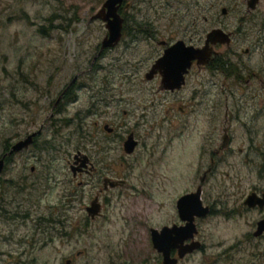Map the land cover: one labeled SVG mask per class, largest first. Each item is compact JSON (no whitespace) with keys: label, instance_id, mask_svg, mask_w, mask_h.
I'll return each mask as SVG.
<instances>
[{"label":"rangeland","instance_id":"374dc122","mask_svg":"<svg viewBox=\"0 0 264 264\" xmlns=\"http://www.w3.org/2000/svg\"><path fill=\"white\" fill-rule=\"evenodd\" d=\"M103 1L0 0V264H139L150 257L154 248L148 226L176 219V197L186 190L195 191L200 182V163L207 153L200 152L202 134L198 133L210 131L207 123L208 129L203 125L205 114L200 107L209 105L211 116H223L225 99L230 107H238L235 87L222 89L217 82H211L204 93L206 100L195 101V111L185 116L178 109L181 98L173 100L168 94L167 99H160L162 93L155 91V82L143 77L155 57L154 50L147 49L143 40L131 41L124 30L116 43L102 46L105 22L91 16ZM132 1L140 5L136 19L150 21L151 29L161 38L185 28L197 32L218 24L233 30L243 0ZM259 4L264 10V0ZM223 6L227 7L225 14ZM128 63H135L133 69L138 70L130 81L125 77L131 69ZM73 81L76 99L56 110V93ZM88 83L120 86L116 94L125 89L126 98L116 100L114 107L110 104L104 116L117 119L126 109L128 129L138 120L141 107L137 103L156 104L155 112L140 121L137 130L144 142L151 141L152 134H162L157 151L162 154L159 163L165 178L161 186L148 187L152 195L148 197L141 193V186H131L140 184V179L130 178V173L132 183L128 186L101 191L100 195L109 196L104 214L86 221L83 206L102 184L93 183L87 175L78 183L67 160L75 153L81 131L76 113L86 114L87 129L97 118L85 111L92 105L93 90ZM248 115L239 109L241 121ZM259 116L256 130L251 131L259 155L248 154L255 165L242 161L251 142L243 124L237 123L233 148L226 156L230 163L221 164L202 187V199L212 207L196 218L195 238L201 244L179 264H264V250H259V260L252 255L257 243L264 244V238L252 234L264 207L251 208L244 202L254 188L258 195L264 192V112ZM32 133L27 146L8 152ZM4 141L9 143L7 149H3ZM138 153L143 163L148 155L144 149ZM123 154L121 147L115 152L118 175L125 173L120 164L129 163L120 157ZM8 156L11 159L6 161ZM61 197L62 236L58 218ZM67 200L70 206L65 204Z\"/></svg>","mask_w":264,"mask_h":264},{"label":"flooded vegetation","instance_id":"af4514ba","mask_svg":"<svg viewBox=\"0 0 264 264\" xmlns=\"http://www.w3.org/2000/svg\"><path fill=\"white\" fill-rule=\"evenodd\" d=\"M248 1L249 0H243L242 3L238 5L237 8L239 11H237L236 14L233 30H228L218 24L212 25L210 28L198 30L197 32H194V30L188 32L185 28L173 35L161 38L155 35L157 31L153 32L151 29L150 21H140L136 19L137 12L140 10V5L138 6L132 0H124L117 10L123 18L122 34L123 30L127 31L131 41H136V39L143 40L148 46L147 49L154 50L152 55L155 54V57L150 65L144 69L143 77L155 82V91L162 93L160 99H167L168 94L169 96L171 95L173 100H179L181 98L182 102L178 105V109L183 116L187 115L189 112L193 113L195 111V101L201 102L206 100V95H204V93L207 89H210L211 82L212 84L217 82L222 86V89L226 86L228 88L235 87L238 92L239 100H235L238 107H230L225 99L223 102V116L217 114L214 116L208 115L210 110L209 105L200 107L202 113L205 114L202 116L203 120H205L203 125L207 123L210 130L208 132L198 133L202 134L201 138H199L200 152L202 155L207 153V157L200 163L199 170L202 171V174L199 179L200 182L195 188V190L198 187L200 188V196L203 193L202 187L206 184L207 179L216 173V170L221 164L230 163L226 156L233 148L231 142L232 139H234V129L237 123L243 124V128L245 129L244 134L251 142L249 147L246 148L248 152L247 157L242 161L255 165L254 159L250 158L248 154L251 152L255 155H259L257 143L254 141V132L251 131L256 130V123L260 119L259 115L264 112L263 110L260 111V109H264V10L259 9L260 0H256L253 7L249 5ZM222 8L226 9V13L227 7L223 6ZM225 13L222 12V14ZM216 27L222 28L229 34V42H216L214 44L208 42V45L210 47L212 46L213 50L208 60L204 63L199 62L197 58H189V51L194 52L193 49L195 47L200 48L205 46L207 33ZM174 44H178L176 52L181 56V59L180 62L177 60L174 63L176 67V76L172 82L173 86H170L165 82L162 66L158 65L152 70V65L164 54L166 49ZM139 61L140 60H138V62ZM128 64L131 69L128 67L129 71H126L127 75L125 77L130 81V79H135L134 76H136L138 70L133 69L135 63H133V65L131 63ZM149 74L151 75L150 78L147 77ZM117 87L120 86L105 84L94 87L91 83L89 84V88L93 90L91 93L92 105L85 111L87 114L95 113L97 117L92 121L90 129H87L88 123L86 119L84 120L86 114L80 115V111L76 113L81 131L78 134L79 139L74 151L75 153L73 152V157L67 160L68 166L72 170V175L75 176L74 178H77L78 183L84 182L85 180L83 178L87 175L92 178L93 183L99 182L102 184V188L96 192L88 204L83 206L86 210V221H88L89 218L92 220L100 218L104 214L103 210L106 204H108L109 196L100 195L101 191L103 189L107 190L120 186H128L131 182L128 179L130 173V178L140 179V184L134 183L131 186L134 188L141 186V193L148 197H152L151 192L147 191L148 187L152 185L156 187L161 186L165 178L159 163L162 154L157 151L158 146L162 144V134L160 132L152 134L153 137L151 141L147 140V142H144L137 130L140 121H146L149 117L148 114L155 112L156 104L153 101L145 103L147 105L137 103V105L141 107L137 116L138 120L134 123V126L132 124V127L128 129L125 120V115L127 114L126 109L122 111L123 117H118L117 119L115 117L104 116L110 104L114 107L116 100L120 101L122 98H126L125 94L122 92L125 89H119V94L115 93ZM228 92L231 93L229 90ZM163 93L166 94L163 95ZM56 94L55 108L57 110L59 107V109L62 110L60 104L63 105L68 101L76 99L75 82L73 81L72 84L64 86ZM130 97L133 98L132 94ZM102 103L105 105V108L101 109ZM214 103L216 102L214 101ZM251 108H256V111H247V109ZM239 109L240 113L243 110V112L249 114L246 118L247 120L241 121L243 118L239 116ZM101 114L102 116L99 120L98 116ZM164 119L165 117L162 118V120ZM219 121H221L222 125H218ZM157 122L158 120H155L154 124ZM205 127L207 128V126ZM215 130L219 131L217 132ZM180 134L184 133L182 132ZM129 138H131L130 140L133 142L131 150H129V143H126V140ZM120 147L124 151V154L120 157L125 161L129 160V163L125 162L120 164L122 168H124L125 173L118 175L115 173V152L119 150ZM139 149H144L145 153L148 155V158L144 159L143 163L140 162V153L137 154V150ZM238 150L242 151L243 149L242 147H238ZM262 156H264V152ZM153 157L154 159H152ZM186 162H188V159ZM262 164L263 163H261V165ZM190 191L194 190H186L176 197L174 204L176 219L161 224H151L148 226L149 232L152 227L160 229L164 225L170 226L174 223L182 224L184 221L181 220L179 216L177 199L184 193ZM252 191L257 192V189L254 188L250 192ZM260 195H263L264 200L263 191L260 192ZM70 200H67L65 204L70 206ZM92 202L97 204V211L94 214L90 213L88 210ZM202 202L208 205L211 211L212 206L205 203L203 199ZM255 207L257 209H263L264 202L263 205L256 203L251 206V208ZM159 208L161 209V204ZM64 211H69L65 205ZM58 214L60 225L59 234L62 236V197L59 203ZM26 216L27 214L24 215V217ZM196 218L198 217H195V222ZM262 218H264V213L261 212L255 221V230L252 232L256 239L264 238V230L258 234L255 233L258 222ZM189 241L190 239L185 240V242ZM260 246H262L263 249H261ZM255 247L256 249L252 255L253 257L255 256L256 260H259L260 256L258 252L259 250H264V244L258 245L257 243ZM153 248L154 250L150 257L143 258L139 264H163V252L156 249L154 246ZM191 252H186L182 257H179L177 247L172 246L169 249L170 257L177 258L175 264H179L180 261L186 259ZM67 262L70 263L71 259H68Z\"/></svg>","mask_w":264,"mask_h":264},{"label":"water","instance_id":"95a60500","mask_svg":"<svg viewBox=\"0 0 264 264\" xmlns=\"http://www.w3.org/2000/svg\"><path fill=\"white\" fill-rule=\"evenodd\" d=\"M123 1L124 0H104L101 7H99L98 10L91 16V19L100 18L105 21L107 33L102 39V46H104L106 43L113 45L121 38L123 18L117 10ZM248 3L253 7L256 3V0H249ZM225 11L226 9L222 8V12L225 13ZM229 40V34L222 28H213L207 33L205 46L200 48L195 47L194 49L189 48L194 50V52L189 51V58L194 57L197 58L199 62L204 63L208 60L213 50L212 46L210 47L208 45V42L214 44L216 42H229ZM177 46L178 44H174L170 48L166 49L164 54L152 65V70H154L158 65L162 66L164 70L163 74L165 82L170 86H173L172 82L174 77L176 76V67L174 63L177 60H179L180 62L181 59V56L176 52ZM147 77L150 78L151 75L149 74L147 75ZM33 135L34 133L29 134L24 140H19L14 143L8 152L11 153L14 149H21L22 147L27 146L31 141ZM130 139L131 138L126 140V143H129L130 146L129 150H131L133 146V142ZM2 164L3 157L0 158V170L2 168ZM263 202V195H258L254 191L250 192L245 199V203L249 206H253L256 203L263 205ZM96 205L97 204H95L94 202L91 203V207H88L90 213L94 214L97 211ZM177 208L179 211L180 219L184 221L182 224L174 223L170 226L164 225L160 229L154 227L150 229L153 246L163 252V264L176 263L177 258H172L169 255V249L172 246L177 247L179 257H182L186 252H191L195 248L200 246L201 242L195 238V234L198 230L195 222V217L204 216L210 210L209 206L202 202L199 187L195 191H190L181 195L177 199ZM262 230H264V218L259 220L258 227L255 233L258 234ZM187 239H190V241L185 242V240Z\"/></svg>","mask_w":264,"mask_h":264},{"label":"trees","instance_id":"16d2710c","mask_svg":"<svg viewBox=\"0 0 264 264\" xmlns=\"http://www.w3.org/2000/svg\"><path fill=\"white\" fill-rule=\"evenodd\" d=\"M9 143L7 142V141H4L3 142V149H7L8 148V145ZM11 159V156H8L7 158H6V161H9Z\"/></svg>","mask_w":264,"mask_h":264}]
</instances>
